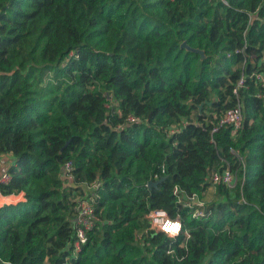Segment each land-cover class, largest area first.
<instances>
[{
	"label": "trees",
	"instance_id": "16d2710c",
	"mask_svg": "<svg viewBox=\"0 0 264 264\" xmlns=\"http://www.w3.org/2000/svg\"><path fill=\"white\" fill-rule=\"evenodd\" d=\"M256 72L264 0H0V193L23 195L0 206V264H264ZM238 102L236 134L212 133ZM222 166L236 187L217 185L212 215L193 219L173 187L206 198ZM92 184L97 220L72 256L75 198ZM151 210L182 233L148 229Z\"/></svg>",
	"mask_w": 264,
	"mask_h": 264
},
{
	"label": "built area",
	"instance_id": "2783aa9c",
	"mask_svg": "<svg viewBox=\"0 0 264 264\" xmlns=\"http://www.w3.org/2000/svg\"><path fill=\"white\" fill-rule=\"evenodd\" d=\"M257 85L264 89V72H256L250 75ZM243 76L238 80L234 93L236 94L238 88L243 84ZM258 97L264 98V92L258 94ZM243 121V113L240 102L234 107L224 111V113L217 119L216 124L212 128L211 132H215L221 126H230L232 128V136H234L241 127ZM127 122H139V118L133 115L127 117ZM174 128L172 127L170 131ZM232 152H234L231 149ZM73 164L71 161L65 162L63 165V174L66 178H71V171ZM163 171V169H162ZM158 175H155L157 179ZM10 176L5 170H0V183L5 184L9 181ZM210 183V190L215 193L217 185H223L229 189L235 188L238 182V177L235 172L231 170L229 166H222L220 169L213 171L208 177ZM96 184L91 186H85L86 190H91ZM172 193L175 197L176 203L182 207L187 208L193 219L201 220L207 219L212 215L213 211L208 208V201L206 198L200 197L197 193H188L179 186L175 185L172 189ZM18 195L3 196L0 193V206L3 204H9V202L15 200L18 201ZM95 197L89 194V191L82 196L75 198V212L76 217L74 220L75 230L73 239L68 243V249L72 251V256H75L79 252L82 246L86 243L87 232L92 229L94 223L97 220V216L94 212ZM146 218L149 222L148 229L157 230L164 233L169 238H176L182 233L181 222L178 218H169L164 211L151 210L146 214ZM176 226L175 230L171 226ZM186 234V232H185ZM137 239H141V232L136 233ZM68 264V263H65Z\"/></svg>",
	"mask_w": 264,
	"mask_h": 264
},
{
	"label": "rangeland",
	"instance_id": "374dc122",
	"mask_svg": "<svg viewBox=\"0 0 264 264\" xmlns=\"http://www.w3.org/2000/svg\"><path fill=\"white\" fill-rule=\"evenodd\" d=\"M9 158H10V155H9ZM10 159H6V154H2L1 156H0V170L2 171V170H6L7 168H8V166L10 165V161H9ZM85 191H89V190H85ZM206 200L208 201V202H210V201H212V200H215V198H214V194H213V191L212 190H208V195H207V197H206ZM17 201H15V200H13V201H11V202H9V203H12V204H14V203H16ZM8 204V203H7Z\"/></svg>",
	"mask_w": 264,
	"mask_h": 264
},
{
	"label": "water",
	"instance_id": "95a60500",
	"mask_svg": "<svg viewBox=\"0 0 264 264\" xmlns=\"http://www.w3.org/2000/svg\"><path fill=\"white\" fill-rule=\"evenodd\" d=\"M181 47H184V48H186L187 50H192V51H194V52L199 53V54L201 55V58L204 57V52H203L202 50H199V49H191L189 46L186 45L185 42H182ZM198 108H199V110H200V109H201V105H199ZM161 180H163V178H160V179L155 180V181H150V182H149V185H156V184H158L159 182H161Z\"/></svg>",
	"mask_w": 264,
	"mask_h": 264
},
{
	"label": "crops",
	"instance_id": "0c3cea01",
	"mask_svg": "<svg viewBox=\"0 0 264 264\" xmlns=\"http://www.w3.org/2000/svg\"><path fill=\"white\" fill-rule=\"evenodd\" d=\"M6 159H7V160H8V159L11 160V157L9 158V155H6ZM10 160H9V161H10ZM17 197H18V201H20V200L23 199V195H22V194H19Z\"/></svg>",
	"mask_w": 264,
	"mask_h": 264
},
{
	"label": "clouds",
	"instance_id": "9594fccd",
	"mask_svg": "<svg viewBox=\"0 0 264 264\" xmlns=\"http://www.w3.org/2000/svg\"><path fill=\"white\" fill-rule=\"evenodd\" d=\"M171 227L173 228V230H175V227H176V226L173 225V226H171Z\"/></svg>",
	"mask_w": 264,
	"mask_h": 264
}]
</instances>
